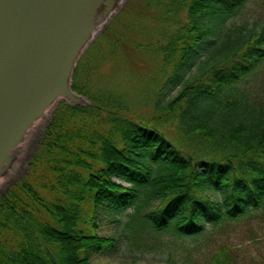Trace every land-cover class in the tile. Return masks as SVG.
<instances>
[{
  "label": "trees",
  "instance_id": "obj_1",
  "mask_svg": "<svg viewBox=\"0 0 264 264\" xmlns=\"http://www.w3.org/2000/svg\"><path fill=\"white\" fill-rule=\"evenodd\" d=\"M249 1L145 0L162 25L133 45L158 61L148 113L93 89L78 63L71 89L88 104L57 102L0 196V264H90L116 244L100 224L127 210L135 231L186 239L264 208V101L243 89L264 62V25L233 23ZM211 262L242 264L224 246Z\"/></svg>",
  "mask_w": 264,
  "mask_h": 264
},
{
  "label": "rangeland",
  "instance_id": "obj_2",
  "mask_svg": "<svg viewBox=\"0 0 264 264\" xmlns=\"http://www.w3.org/2000/svg\"><path fill=\"white\" fill-rule=\"evenodd\" d=\"M63 4L60 10L62 29L56 33L45 28L40 30L49 35L50 41L45 42L48 46L62 41L68 44L72 40ZM77 4L74 24L81 37L69 85L80 62L78 70L88 75L84 78L89 79L93 89L109 90L132 103L135 113H148L152 109V76L156 73L158 61L153 54L134 50L133 45L149 39L154 41L146 31L161 28L156 18L158 10L153 5L147 7L145 0H78ZM112 4L114 6L110 8ZM263 10L260 0H250L233 23L245 27L264 25ZM179 17L184 19L185 13L180 12ZM46 53L47 45L40 43L38 56ZM243 87L249 96H257L264 101V62ZM176 91L174 88L171 96ZM71 92V95L59 96L49 104L7 152L0 164V196L27 169L56 103L64 100L70 104H88L85 96ZM132 213V210H127L115 221L100 224L99 233L114 236L116 244L107 253L94 256L90 264H213L211 258L221 246L230 248L242 264L250 259L258 260L264 254V208L249 218L209 226L205 233L186 239H176L171 233L149 234L141 228L135 231L132 228L134 220L129 217Z\"/></svg>",
  "mask_w": 264,
  "mask_h": 264
},
{
  "label": "water",
  "instance_id": "obj_3",
  "mask_svg": "<svg viewBox=\"0 0 264 264\" xmlns=\"http://www.w3.org/2000/svg\"><path fill=\"white\" fill-rule=\"evenodd\" d=\"M77 3L78 0H65V4L63 0H0V102L7 96L11 83L22 79L28 82L32 77L42 81L59 60L67 64L69 82L81 37L74 24ZM61 4L67 10V30L72 31V40L48 46L45 42L50 41L49 35L40 30L56 33L62 29ZM40 43L47 45L43 56H38ZM59 96L62 95L50 84L0 108V164L24 129ZM17 115L19 122L11 125Z\"/></svg>",
  "mask_w": 264,
  "mask_h": 264
},
{
  "label": "bare ground",
  "instance_id": "obj_4",
  "mask_svg": "<svg viewBox=\"0 0 264 264\" xmlns=\"http://www.w3.org/2000/svg\"><path fill=\"white\" fill-rule=\"evenodd\" d=\"M62 60H59L58 63L54 66V68L49 71L42 81H35V79L32 77L28 82H25L24 79L20 81L19 83H11L8 94L3 99V101L0 102V108L3 106L8 105L9 103L13 102L16 99H19L32 90H36L39 88H42L43 86L52 85L53 89L60 93L61 95H67L71 93L70 85L68 82V73L66 72V66L67 64L61 62ZM15 65L11 67V70H13ZM19 122L18 115L15 116L11 122V125L17 124ZM10 131V130H9ZM2 141V139H1ZM0 141V145L2 142Z\"/></svg>",
  "mask_w": 264,
  "mask_h": 264
}]
</instances>
